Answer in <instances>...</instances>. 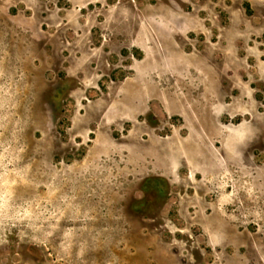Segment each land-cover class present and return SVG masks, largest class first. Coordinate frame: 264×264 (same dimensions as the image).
<instances>
[{
	"label": "rangeland",
	"instance_id": "1",
	"mask_svg": "<svg viewBox=\"0 0 264 264\" xmlns=\"http://www.w3.org/2000/svg\"><path fill=\"white\" fill-rule=\"evenodd\" d=\"M0 264H264V0H0Z\"/></svg>",
	"mask_w": 264,
	"mask_h": 264
}]
</instances>
